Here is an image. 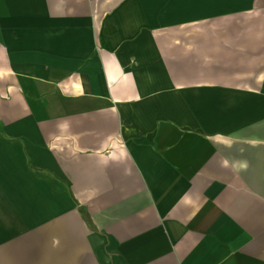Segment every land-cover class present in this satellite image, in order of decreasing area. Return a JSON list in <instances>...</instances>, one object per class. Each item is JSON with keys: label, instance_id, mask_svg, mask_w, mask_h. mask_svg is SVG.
Returning a JSON list of instances; mask_svg holds the SVG:
<instances>
[{"label": "crops", "instance_id": "1", "mask_svg": "<svg viewBox=\"0 0 264 264\" xmlns=\"http://www.w3.org/2000/svg\"><path fill=\"white\" fill-rule=\"evenodd\" d=\"M7 156L65 264H264V0H0Z\"/></svg>", "mask_w": 264, "mask_h": 264}, {"label": "rangeland", "instance_id": "2", "mask_svg": "<svg viewBox=\"0 0 264 264\" xmlns=\"http://www.w3.org/2000/svg\"><path fill=\"white\" fill-rule=\"evenodd\" d=\"M0 166V264H65L64 245L55 240L56 229H43L42 185L27 178L20 163L4 157ZM11 177L16 178L10 180ZM56 205V198H49ZM72 225L74 219H70ZM54 241V242H51ZM72 247V246H70ZM62 256L64 253L61 254Z\"/></svg>", "mask_w": 264, "mask_h": 264}]
</instances>
